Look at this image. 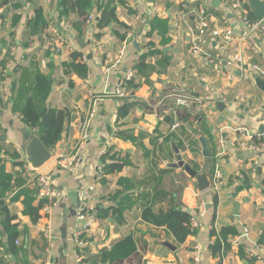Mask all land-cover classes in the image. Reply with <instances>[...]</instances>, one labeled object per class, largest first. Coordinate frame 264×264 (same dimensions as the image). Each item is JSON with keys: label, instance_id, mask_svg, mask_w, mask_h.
Masks as SVG:
<instances>
[{"label": "crops", "instance_id": "1", "mask_svg": "<svg viewBox=\"0 0 264 264\" xmlns=\"http://www.w3.org/2000/svg\"><path fill=\"white\" fill-rule=\"evenodd\" d=\"M74 1L9 0L0 7V74L4 76L0 79V200L7 205L11 223L16 224L15 244L19 247L17 254L9 251L7 233L0 222V264H43L47 246L54 264H78L73 232L84 223L88 225L81 239L87 244L81 254L86 261L81 264H108L99 260L100 250L128 234L135 240L136 251L120 264H192L196 243L201 250L200 264H262L255 256L264 259V241L260 242L264 231V169L253 170V154L244 146L262 142L258 156L264 167V132H260L264 126V90L257 86V75L250 67L264 68V40L256 36L252 49V42L244 37L240 12L230 7L232 0H90L82 35L72 26L83 16ZM111 6L118 22L112 20L96 28L101 11ZM186 6L204 7L211 27L232 30L226 53L243 51L242 69L234 67L232 74L219 72L216 63L190 51L196 16ZM55 30L68 37L73 49L87 54L85 77L65 71L63 62L70 60V52H55ZM94 32L99 34L94 47L90 42L81 46L78 40L89 41ZM149 51L152 53L146 62L153 69L148 80L142 77L131 97H125L126 92L124 96L112 95L119 81L133 72L138 57ZM22 71L31 78L36 73L46 77L50 85L46 106L69 112L52 155L38 166L64 194L48 212L39 210L35 222L23 212L24 193L30 191L35 196V187L24 182L16 164L26 160L27 136L39 137L36 131L29 132L12 110V85ZM174 90L204 97V108L180 106L177 114H171L166 110L175 103L170 96ZM124 99L131 106L124 117L117 118ZM160 99L165 102L163 107L152 108ZM93 100L96 111L88 120L86 114ZM175 119L181 124L172 129ZM86 120L88 138L81 163L73 173L63 171L56 159L73 149ZM200 137L205 138L210 157L202 154ZM173 143L185 164L197 172L209 169V188L199 190L193 177L172 165L177 162ZM108 149L114 154L104 158ZM120 163L119 170L104 171L109 164ZM215 173L219 179L217 190H212ZM89 185L95 187L93 198L80 220L76 209L84 199L79 193ZM215 195L218 201L214 208ZM202 201L206 207L200 215ZM234 202L238 203L236 210ZM178 204L197 222L196 233L181 244L165 226L142 218L146 206L158 212ZM33 205H37L36 199ZM46 225L51 229L49 239L43 236ZM210 225L217 230L225 225L241 230L238 240L233 242L232 237L230 249L221 256L209 253L208 244L214 240L208 233ZM165 241L176 249L164 246ZM239 246H243L245 257L255 260L250 263L242 258Z\"/></svg>", "mask_w": 264, "mask_h": 264}, {"label": "trees", "instance_id": "2", "mask_svg": "<svg viewBox=\"0 0 264 264\" xmlns=\"http://www.w3.org/2000/svg\"><path fill=\"white\" fill-rule=\"evenodd\" d=\"M9 0H0V7L7 4ZM68 2L69 0H64ZM90 0H75L73 5L78 7V11L82 16L80 21L75 22L72 26L73 29L79 34H83V25L86 22V14L84 13L89 5ZM193 7V6H192ZM250 16L255 18L250 11ZM116 21L115 8L113 6L105 7L100 14V18L96 22V28H103L110 21ZM120 25L121 22H119ZM125 26V25H124ZM126 27V26H125ZM96 38L99 34L94 32ZM152 51L142 53L136 62L134 63L132 70L133 74L129 79H125L122 82V89L127 93L125 97H131L134 91L140 86L141 78L145 77L148 80V74L153 69V66L146 62V58ZM83 51L73 49L70 52V60L63 62V66L66 72H73L78 76L85 77L88 71V64L86 63L87 54L83 60ZM5 63L2 64V67ZM4 76L0 74V79ZM12 110L17 113L22 123L26 126L29 132L36 131L46 148L52 149L61 138L64 124L68 120L69 112L66 109H57L54 107L46 106V99L50 91L49 80L39 73H36L33 78L22 71L17 82L12 85ZM128 91V92H127ZM128 99H124V103L118 107L117 118L124 117L131 106ZM172 123V121H171ZM257 142V141H255ZM114 154L110 153V149L104 154V158L112 157ZM12 156L18 157L16 152L11 153ZM18 165H22L21 162H16ZM123 163L109 164L104 168L105 172L119 170ZM105 166V165H104ZM26 177V176H25ZM24 177V182H27V178ZM8 182L9 179L7 178ZM32 192L24 193V208L23 212L30 216L32 221H37L39 218L38 211L41 210L43 205L47 202L45 198H38ZM264 192V190H263ZM36 199L37 205H33V201ZM218 201L217 195L214 196L213 206L215 208ZM0 217L1 227L4 232L7 233L8 249L11 253L17 254L19 247L15 244V239L18 236V232L15 230L16 224L11 223L12 216L9 213L7 205L3 200H0ZM214 215L212 216L213 219ZM142 218L157 226H165L172 234L174 240L181 244L188 235L196 233V227L192 226L191 214L184 210L180 204L170 207L166 210H160L154 212L151 206H146L142 211ZM209 236L214 237V240L208 244V250L212 257H217L226 253L231 247V238L241 234V230L233 225H225L220 229H216L213 225L209 226ZM82 235V233H81ZM81 237V236H80ZM264 241V231L260 236V242ZM46 245V241L43 244ZM21 246V245H19ZM78 248V254H81L83 248ZM136 251V243L131 234L123 236L116 240L110 248H102L99 252V260L101 262H108V264H120L122 261L133 255ZM239 255L242 258H246L248 262H252L255 258L248 259L245 257L243 246H239ZM85 259H81V263H85ZM94 263V261H93Z\"/></svg>", "mask_w": 264, "mask_h": 264}, {"label": "built area", "instance_id": "3", "mask_svg": "<svg viewBox=\"0 0 264 264\" xmlns=\"http://www.w3.org/2000/svg\"><path fill=\"white\" fill-rule=\"evenodd\" d=\"M230 7L234 10H238L240 12V19L245 28L244 37L249 39L254 46V39L256 36H259L264 40V18L257 19L250 16L248 0H232L230 2ZM188 10L195 11L196 18L194 19L193 33L190 40V51L194 54L202 56L204 59L214 62L218 65V71L222 73L232 74L234 67L239 69L243 68L245 63L244 53L241 50H237L234 53L227 54L226 49L232 39V30L225 28L221 30L218 27H211L207 20L206 9L202 6L197 8L186 6ZM93 33V31H92ZM53 44L54 50L58 54H63L64 52H71L73 50V46L70 43V40L67 36L61 33L59 30H55L53 32ZM90 45L91 48L97 43V38L93 35L90 36ZM208 48L214 49V53L209 52ZM125 46L121 48V52L124 53ZM83 60L85 59V54L83 55ZM117 62L120 61L118 57ZM253 72L261 78H264V68H261L257 65L250 66ZM133 72H128L125 79H129L132 76ZM123 79L119 81L117 88L111 92L112 95L116 96H124L125 91L122 89ZM91 95V92H89ZM170 96H174L175 103L172 107L168 108L166 111L171 114H177V109L182 106L186 108H196L197 110H201L204 108V97H194L185 92H179L174 90ZM95 101L93 100L92 105L87 110L88 120L92 118L95 114ZM164 100L160 99L155 104L152 105V108H156L157 106L163 107ZM180 121L174 120L171 125L172 129H176L180 126ZM87 120L81 126L80 135L76 140L73 149L69 152L62 153L56 159V165L59 169L73 173L81 163V151L84 148V144L86 139L88 138V130H87ZM248 149L253 155L251 157V163L253 170L263 168V163L258 156V153L262 150V142H251L248 145L244 146ZM20 172L26 176L27 183L34 184L36 186V195L38 198H45L47 202L41 208V211L46 213L48 210L54 206H56L63 196L64 191L62 189L57 188L49 178V176L42 172L38 167H33L26 160L23 162L21 166H19ZM219 179V173H215L212 176L213 187L212 190H217V183ZM95 189L94 185H89L83 188L80 191V196L84 199V204L79 205L76 209V217L80 220H83L85 215L88 213L86 210L90 208V201L92 200V191ZM206 203L204 201L200 204L199 214L203 215L205 211ZM192 226H196V219L191 218L190 220ZM88 223H84L82 225H78L74 230V238L78 247L84 248L87 244L86 241L81 239V233L84 229L87 228ZM51 229L49 225H46L43 229V236L47 239L50 238ZM238 236L232 239L233 242L238 240ZM19 241H16L18 243ZM44 260L43 264H54V259L51 256L50 248L47 246L44 248ZM262 264H264V259L260 256H255ZM82 255H77V262L81 264ZM192 264H200L201 263V250L199 244H195L192 248Z\"/></svg>", "mask_w": 264, "mask_h": 264}, {"label": "water", "instance_id": "4", "mask_svg": "<svg viewBox=\"0 0 264 264\" xmlns=\"http://www.w3.org/2000/svg\"><path fill=\"white\" fill-rule=\"evenodd\" d=\"M248 5L255 18L257 19L264 18V0H248ZM91 27H93V25ZM69 37L73 38V34L70 33ZM78 41L81 46H85L89 43L88 40L86 42L84 41L82 42L80 40ZM88 55L89 58L92 56L91 53ZM255 82L260 89L264 90V78L257 76L255 78ZM260 132H264V126L260 127ZM199 140L202 146V154L205 157H210L211 153L205 138L200 137ZM25 144H26V151H25L26 161L29 162L33 167H38L42 165L47 159L50 158V156L53 153V150L47 149L45 145L42 143L41 139L35 134L28 135ZM172 146L176 152V157H177V162L172 163V165L174 167L177 166L183 168L189 176L193 177L196 181L199 190H205L209 188L210 186V180L208 178L209 169L205 168L202 172H197L190 165L184 163L179 153V150L174 143L172 144ZM233 204L236 210L238 208V203L234 202ZM235 214H237V212ZM62 236H65L64 231L62 232ZM162 244L164 246H167L171 250L176 249V247L168 241L162 242Z\"/></svg>", "mask_w": 264, "mask_h": 264}]
</instances>
